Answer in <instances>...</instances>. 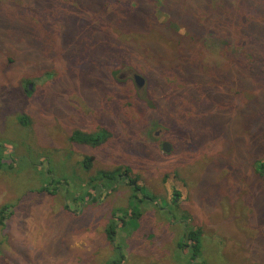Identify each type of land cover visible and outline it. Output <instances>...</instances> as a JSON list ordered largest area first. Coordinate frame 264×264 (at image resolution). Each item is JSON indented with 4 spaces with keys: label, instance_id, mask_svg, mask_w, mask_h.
I'll return each instance as SVG.
<instances>
[{
    "label": "rangeland",
    "instance_id": "obj_1",
    "mask_svg": "<svg viewBox=\"0 0 264 264\" xmlns=\"http://www.w3.org/2000/svg\"><path fill=\"white\" fill-rule=\"evenodd\" d=\"M215 1L0 0V264H264V16Z\"/></svg>",
    "mask_w": 264,
    "mask_h": 264
},
{
    "label": "trees",
    "instance_id": "obj_2",
    "mask_svg": "<svg viewBox=\"0 0 264 264\" xmlns=\"http://www.w3.org/2000/svg\"><path fill=\"white\" fill-rule=\"evenodd\" d=\"M241 1L244 2V5L240 4ZM254 1L255 0H237L234 6H230V7L225 6L223 8L219 6L221 0L219 1L216 0L215 1L216 7L213 8V10L209 12V14L213 16V19L211 18V21L212 20L216 21L211 26L214 29L215 34L221 35L224 38H230L233 35H238L239 37H241L243 36L241 28L247 27V29H245L244 32L247 31V38H251L252 30L250 29V27L252 26L254 22H257L258 19L260 20L261 18H263L262 16H264V12L262 11L261 6L259 5V2L261 0H257L258 2L256 4H254ZM231 7H235V13L233 15H230L229 13H227L225 15L223 14L224 16L222 17H217L221 15L222 11H226L227 9ZM222 9H226V10H222ZM220 19H223L225 23L220 24L219 23ZM225 41H229V40L225 39ZM226 45H230V44H226ZM224 56L226 59L231 60V56L229 54L224 53ZM196 90L200 91L199 88ZM106 134L107 133L105 131H102L97 135H90L85 138H82L80 141L86 144H90V145L99 144L101 140H104L106 138ZM4 155H5V152L0 153V172L4 168L3 165H5ZM91 162H93L92 157L88 158L86 161L87 164H90ZM258 166H259L258 167L259 172L264 175V161L259 162ZM128 174H129L128 171H126L123 174H119V176L120 177L122 176L125 179V181L128 180V184L136 188L135 191L138 192L139 184L137 183L135 179L129 177ZM113 175H114L113 173H102L101 179L103 180L111 179L112 180L114 178ZM9 209H10L9 206H5L1 208L0 210V224L1 225H4V221L7 219V212ZM131 216H137V215L131 214ZM116 229L117 227H115L113 224H110L108 228L106 229V238L109 242L113 241L114 237L116 239V234H117ZM201 233L202 232L200 229H196L194 231L191 230L190 232L185 234L186 243L182 244L183 247L189 249L188 252L190 255V259L193 262L196 259H198L199 253L201 251V244H200Z\"/></svg>",
    "mask_w": 264,
    "mask_h": 264
},
{
    "label": "water",
    "instance_id": "obj_3",
    "mask_svg": "<svg viewBox=\"0 0 264 264\" xmlns=\"http://www.w3.org/2000/svg\"><path fill=\"white\" fill-rule=\"evenodd\" d=\"M135 80H136V82H137L138 85L141 86V85L143 84V80H142L140 77L135 76ZM168 148H169L168 145H165V146H164V149H165V150H167Z\"/></svg>",
    "mask_w": 264,
    "mask_h": 264
}]
</instances>
